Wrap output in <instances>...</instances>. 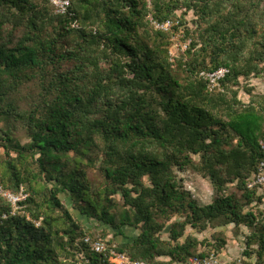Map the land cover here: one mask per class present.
<instances>
[{"label":"trees","instance_id":"1","mask_svg":"<svg viewBox=\"0 0 264 264\" xmlns=\"http://www.w3.org/2000/svg\"><path fill=\"white\" fill-rule=\"evenodd\" d=\"M219 67L211 90L202 73ZM262 76L264 0H71L65 14L0 0V185L29 192L18 211L0 196V264H118L86 237L189 264L227 245L197 233L230 224L249 229L242 264H264V193L248 186ZM187 170L211 180L212 202L184 188Z\"/></svg>","mask_w":264,"mask_h":264},{"label":"built area","instance_id":"2","mask_svg":"<svg viewBox=\"0 0 264 264\" xmlns=\"http://www.w3.org/2000/svg\"><path fill=\"white\" fill-rule=\"evenodd\" d=\"M56 13L65 14L68 12L71 6V0H50ZM151 23L159 30H169L174 21L172 19H166L158 21L150 16ZM229 69L227 67H219L213 71L203 72L202 75L208 80L209 89L213 90L221 88V81L228 74ZM264 147V143H262ZM249 187H258L264 193V158L261 160L258 171L252 175L248 182ZM0 196L6 198L13 206L14 211H18L25 207L24 202L27 201L29 193L24 186H21L17 190H8L4 186L0 185ZM37 225H40V221H35ZM86 242L89 243L93 250L99 253H104L109 256L110 259L114 260L118 264H149L144 260L133 259L130 255L121 252L117 249V246L109 245L106 240L103 239H92L91 237L85 238ZM243 259H223L220 255L211 253L205 257L195 256L190 259V264H242Z\"/></svg>","mask_w":264,"mask_h":264},{"label":"rangeland","instance_id":"3","mask_svg":"<svg viewBox=\"0 0 264 264\" xmlns=\"http://www.w3.org/2000/svg\"><path fill=\"white\" fill-rule=\"evenodd\" d=\"M188 18H192V13L188 15ZM183 45L181 46L178 43H175L171 52L176 55L179 54L182 50ZM251 85L255 86L257 92H264V76L262 77H254L251 79ZM241 98L245 101L248 100V95L243 90L241 91ZM22 141L26 142L28 139L22 135ZM3 151L0 150V153ZM178 179L184 185V188L190 191L191 195L198 201L199 204L205 205L214 200L216 197V192L212 185V182L209 178L203 177L200 173L194 172L192 170H187L184 172L176 171ZM232 190L238 192L235 187H232ZM261 193V191H259ZM29 193V192H28ZM65 198V196H63ZM67 202L70 204L71 200L67 198ZM261 208H264V203L260 205ZM128 233L131 235L135 234L137 231L133 228L127 229ZM217 231H223L222 236L227 238V245L222 249L219 253L220 257L223 259H237L244 258V241L245 236L249 233V229L246 226H242L240 229H237L233 224L220 227L217 229H209L204 233H197L200 239L205 237L211 238L212 235ZM110 236L105 237V239H109ZM200 249H203L201 247ZM184 264V263H178ZM190 264V262H189Z\"/></svg>","mask_w":264,"mask_h":264},{"label":"crops","instance_id":"4","mask_svg":"<svg viewBox=\"0 0 264 264\" xmlns=\"http://www.w3.org/2000/svg\"><path fill=\"white\" fill-rule=\"evenodd\" d=\"M128 234H129V233H128ZM129 235H131V233H130Z\"/></svg>","mask_w":264,"mask_h":264}]
</instances>
